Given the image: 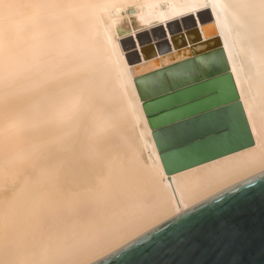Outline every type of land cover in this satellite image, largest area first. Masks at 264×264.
<instances>
[{
    "label": "bare ground",
    "instance_id": "6f19581e",
    "mask_svg": "<svg viewBox=\"0 0 264 264\" xmlns=\"http://www.w3.org/2000/svg\"><path fill=\"white\" fill-rule=\"evenodd\" d=\"M219 47L253 142L166 172L135 77ZM263 170L264 0H0V264H89Z\"/></svg>",
    "mask_w": 264,
    "mask_h": 264
},
{
    "label": "water",
    "instance_id": "95a60500",
    "mask_svg": "<svg viewBox=\"0 0 264 264\" xmlns=\"http://www.w3.org/2000/svg\"><path fill=\"white\" fill-rule=\"evenodd\" d=\"M188 35L182 43L198 39ZM227 66L222 48H207L135 77L166 172L253 142ZM89 264H264V170Z\"/></svg>",
    "mask_w": 264,
    "mask_h": 264
},
{
    "label": "rangeland",
    "instance_id": "374dc122",
    "mask_svg": "<svg viewBox=\"0 0 264 264\" xmlns=\"http://www.w3.org/2000/svg\"><path fill=\"white\" fill-rule=\"evenodd\" d=\"M194 27H197V25H194ZM199 28V27H198ZM179 31H181V30H179ZM198 31H199V29H198ZM199 34H200V32H199ZM196 35V34H195ZM198 36V35H197ZM201 36V35H200ZM166 37V36H165ZM186 37H184V39H185ZM200 39V38H199ZM201 40V39H200ZM169 42V41H168ZM155 50V49H154ZM172 49L170 48V51H171ZM155 52H156V50H155ZM135 59H136V57H135Z\"/></svg>",
    "mask_w": 264,
    "mask_h": 264
}]
</instances>
